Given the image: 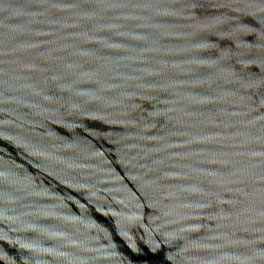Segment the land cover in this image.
I'll return each mask as SVG.
<instances>
[{
  "label": "water",
  "instance_id": "water-1",
  "mask_svg": "<svg viewBox=\"0 0 264 264\" xmlns=\"http://www.w3.org/2000/svg\"><path fill=\"white\" fill-rule=\"evenodd\" d=\"M0 264H264V0H0Z\"/></svg>",
  "mask_w": 264,
  "mask_h": 264
}]
</instances>
